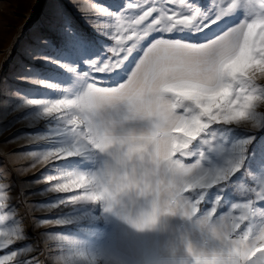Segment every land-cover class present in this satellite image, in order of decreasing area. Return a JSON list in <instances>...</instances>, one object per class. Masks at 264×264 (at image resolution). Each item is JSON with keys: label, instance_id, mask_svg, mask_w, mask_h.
Masks as SVG:
<instances>
[{"label": "snow or ice", "instance_id": "1", "mask_svg": "<svg viewBox=\"0 0 264 264\" xmlns=\"http://www.w3.org/2000/svg\"><path fill=\"white\" fill-rule=\"evenodd\" d=\"M90 12L95 38L54 9L59 39L38 38L27 54L43 67L24 68L26 83L48 90L20 106L46 122L35 139L50 148L33 155L55 172L49 190H81L59 205L103 202L138 231L180 217L194 264H264V0H123ZM238 183L246 199L219 212ZM9 219L0 211V248L26 239ZM58 239L67 254L54 264H78L84 253ZM22 252L0 264H37Z\"/></svg>", "mask_w": 264, "mask_h": 264}, {"label": "rangeland", "instance_id": "2", "mask_svg": "<svg viewBox=\"0 0 264 264\" xmlns=\"http://www.w3.org/2000/svg\"><path fill=\"white\" fill-rule=\"evenodd\" d=\"M94 3L116 9L123 0H0V183L8 186L9 197L7 207L0 211L9 214L10 219L5 226L19 225L26 236L22 241L0 248V257L11 254L13 250H23L22 258L25 260L54 264L61 255L67 254L58 239L66 236L77 251L94 258L95 264H123L111 252L107 226L102 228L98 223L95 226L90 219L85 220L80 203L59 205L60 198L76 194L77 189L67 193L49 190L54 182L48 181L47 177L55 172L51 165L38 163L33 155L50 148L49 142L35 139L36 133L47 132L46 122L37 124L30 118L26 119L29 110L20 106V97L39 98L40 93L48 91L26 83L23 77L28 75L24 71L26 66L43 67L27 54L29 48L38 46V38L59 39L52 27L54 9L62 10L79 31L95 38L98 34L93 22L97 21V15L90 12ZM105 21L106 17H101L98 22L103 24ZM227 23L231 24L233 20ZM217 31L214 27L208 36ZM189 38L204 39L203 36ZM248 180L252 181L254 177L250 176ZM239 183L219 212L225 211L231 202H244L246 197L237 190ZM203 207L210 205L204 204ZM64 217L71 219V223H55ZM29 245L34 250L29 251Z\"/></svg>", "mask_w": 264, "mask_h": 264}, {"label": "crops", "instance_id": "3", "mask_svg": "<svg viewBox=\"0 0 264 264\" xmlns=\"http://www.w3.org/2000/svg\"><path fill=\"white\" fill-rule=\"evenodd\" d=\"M76 194L81 190L77 189ZM83 218L110 229V249L123 264H169L183 254L178 238L189 227L180 217H168L153 230L138 231L119 216L105 212L103 202H80ZM193 238V237H190Z\"/></svg>", "mask_w": 264, "mask_h": 264}, {"label": "clouds", "instance_id": "4", "mask_svg": "<svg viewBox=\"0 0 264 264\" xmlns=\"http://www.w3.org/2000/svg\"><path fill=\"white\" fill-rule=\"evenodd\" d=\"M121 218V216H119ZM135 218V217H133ZM168 218V217H167ZM122 219V218H121ZM166 219V218H165ZM126 224H128L131 228L137 230L131 223L126 222L124 219H122ZM164 220V219H163ZM162 220V221H163ZM162 223V222H161ZM195 252V249L193 250ZM92 258L89 256H86L83 254L78 260V264H90ZM169 264H194V256L192 254H189L184 248H183V254L177 255L174 260H171Z\"/></svg>", "mask_w": 264, "mask_h": 264}]
</instances>
